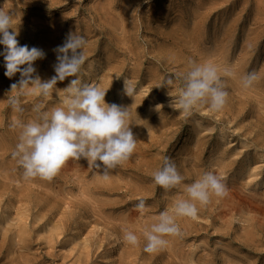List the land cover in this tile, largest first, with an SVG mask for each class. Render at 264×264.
Instances as JSON below:
<instances>
[{"label": "rangeland", "instance_id": "obj_1", "mask_svg": "<svg viewBox=\"0 0 264 264\" xmlns=\"http://www.w3.org/2000/svg\"><path fill=\"white\" fill-rule=\"evenodd\" d=\"M0 10L12 14L20 45L45 53L33 65L42 81L56 75L55 49L68 34L83 35L87 60L78 78L108 88L107 103L129 107L137 138L134 155L107 180L82 158L51 181H25L11 156L19 129L10 124L34 119L36 104L62 106L75 77L58 81L49 97L22 96L25 111L16 113L9 98L20 73L6 77L0 56V264H264V0H0ZM190 60L234 72L222 76V111L201 105L186 117L169 106L182 81L157 87L187 72ZM248 73L259 79L244 88ZM125 80L134 98L124 94ZM165 156L185 177L179 188L154 182ZM207 171L224 178L227 196L198 204L195 220L178 217L183 235L145 252V227L188 199L184 188ZM125 230L138 246L123 242Z\"/></svg>", "mask_w": 264, "mask_h": 264}, {"label": "clouds", "instance_id": "obj_2", "mask_svg": "<svg viewBox=\"0 0 264 264\" xmlns=\"http://www.w3.org/2000/svg\"><path fill=\"white\" fill-rule=\"evenodd\" d=\"M18 35L12 14L0 10V45L4 46L0 56L4 57V75L12 78L20 73L21 77L18 84L11 85V92L18 89L9 98V105L14 112L24 113L20 99L22 96L49 97L58 81L75 77L64 88L66 96L62 98V106L42 111L43 106L36 104L32 109L36 113L34 119L24 122L13 118L10 127L19 129V137L11 156L23 169V179L51 181L70 159L79 161L83 158L89 167L97 170L103 168L101 175L107 180L109 172L126 163L137 149V138L130 127L135 123L129 107L107 103L105 96L108 88L84 84L78 78L87 60L84 53L87 40L83 35L69 33L65 43L55 49L58 61L54 66L56 75L46 81H42L38 75L33 78L36 72L34 62L44 59L45 53L36 47L20 45ZM188 64L187 72L174 73L157 86L172 87L174 78L182 81L178 97L169 93L173 97L169 106L183 112L186 117L191 116L201 105H207L212 112L222 111L228 100L222 76L235 78L234 72L225 68L221 73L212 63L198 64L190 60ZM258 79L255 73L241 77L244 88L251 87ZM135 91V87L125 80L124 94L134 98ZM152 175L155 184L165 190L179 188L185 180L167 156L163 158L162 167ZM184 191L188 199L177 200L170 211L161 212L155 223L145 227V252L161 251L169 243L166 237L183 235L177 223L178 217L195 220L198 218V204L207 206L213 196L223 198L228 194L224 178L213 171L205 172L201 178L186 186ZM135 207L142 215L147 212L144 198H139ZM122 239L132 246L140 243V238L131 230H125Z\"/></svg>", "mask_w": 264, "mask_h": 264}, {"label": "bare ground", "instance_id": "obj_3", "mask_svg": "<svg viewBox=\"0 0 264 264\" xmlns=\"http://www.w3.org/2000/svg\"><path fill=\"white\" fill-rule=\"evenodd\" d=\"M41 75V74H40ZM41 78V77H40Z\"/></svg>", "mask_w": 264, "mask_h": 264}]
</instances>
